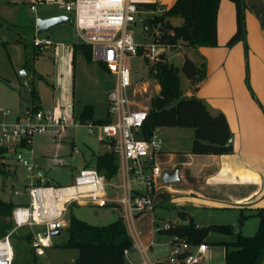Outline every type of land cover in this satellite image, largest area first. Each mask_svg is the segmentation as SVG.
<instances>
[{
    "label": "crops",
    "instance_id": "crops-1",
    "mask_svg": "<svg viewBox=\"0 0 264 264\" xmlns=\"http://www.w3.org/2000/svg\"><path fill=\"white\" fill-rule=\"evenodd\" d=\"M174 2L175 0H171V3L166 5L167 9ZM243 3L245 8L244 39L231 47L227 46L228 40L236 31V12L232 2L220 0L216 18L217 46L193 48L184 45L191 53H185L180 67H176L180 70L184 58H187L197 68L204 71L202 78L189 80L184 76L186 78L183 80L184 85H182L179 71L180 94L186 98L192 96L198 98L211 115L219 113L224 115L230 131L232 152L225 155L192 154L190 150L194 139L193 129L155 128L154 133L160 142V150L154 152V162L160 167L162 176L155 180L153 198L154 206L158 204L159 207L172 209L175 212L177 223L184 224L191 219L198 227L228 225L236 233L252 236L259 223L258 218L254 216L256 210L264 209V0H243ZM2 5L5 8L22 10L25 7L29 10L26 4L15 3L11 0L5 2L0 0V6ZM30 15L33 18L31 22L24 18L17 22L24 25L28 31H33L34 38L40 36L35 32L37 19L66 16L60 11L58 15L40 16L37 9L35 12L30 11ZM7 20H10L7 19V15L0 13V42L3 44L7 43V39L3 34L2 21ZM172 20L173 18H170L171 24L174 25ZM73 46L65 47V52L70 55L71 63L74 64ZM165 60L173 65L167 59ZM88 66L85 63V68ZM24 69L30 72L29 86L32 84L33 72L25 66L21 68V71ZM93 74L95 77V67ZM17 79L21 83L20 78ZM2 80L6 81L0 76V81ZM132 84L127 91L130 111H149L152 99L160 92L157 81L154 78L152 83H140L138 79H132ZM33 104H37L39 109H42L39 97L36 103H33L31 98L28 107ZM85 106L81 107L79 114ZM90 106L93 109V106ZM69 108H72L71 114L74 117V107L71 105L66 107L65 113L69 112ZM107 117L106 112V116L100 120ZM93 118L97 120L94 117V109ZM136 136L142 138L140 132H137ZM102 142L108 145L105 141ZM110 151L112 150L106 152ZM174 172L177 173V180L165 183L164 176ZM114 178L118 183V172ZM111 199L113 202L110 204L120 208V217L133 241V247L125 256L126 261L130 264L143 261L155 264L165 261L172 252L173 237L157 234L158 229L154 227L157 213L152 218L153 230L149 231L143 227L144 225L139 226L140 221L138 220L143 215L127 218L122 208L116 203L117 198ZM240 214L247 216L241 226L238 224ZM231 240L232 237L211 233L206 239L207 243H204L207 248L199 256L198 263L225 264V248L210 244ZM153 245L164 247L165 255L162 256L160 250L150 257L153 255V253L150 254ZM142 249H147L145 254L142 253ZM36 264H40L37 257Z\"/></svg>",
    "mask_w": 264,
    "mask_h": 264
},
{
    "label": "built area",
    "instance_id": "built-area-1",
    "mask_svg": "<svg viewBox=\"0 0 264 264\" xmlns=\"http://www.w3.org/2000/svg\"><path fill=\"white\" fill-rule=\"evenodd\" d=\"M26 4L35 12L37 6H55L58 11L71 19L77 39L91 48L92 61L102 64L105 71L115 79L114 88L107 94V116L109 122H82L73 120L71 113H65L62 119L42 109L32 107L25 110L11 124L0 125V150L4 151L3 161H10L15 167L24 170L23 193L27 202L17 204L11 212L12 230L0 239V264H13V234L25 229L31 235L30 248L37 258L45 256V250L52 247L51 234L66 229L69 208L92 205L105 207L112 201L106 191L107 186L120 192L116 203L122 208L124 216L153 213L155 180L162 176L160 167L154 162V152L160 150V142L154 130L148 140L137 138L148 111H130L127 91L132 79L124 58L145 53L151 63L161 59L166 49L173 47L153 43L150 46L136 43L132 27L141 11L132 0H11ZM149 22L154 30L157 26L151 21L156 14L151 11ZM142 26V25H141ZM143 29V27H142ZM144 36V29H143ZM146 39V38H145ZM154 41V39H153ZM36 48L50 47L48 39L34 38ZM5 115H8L6 113ZM84 127L88 134H99L113 151L118 166L119 182L107 184L104 176L93 165L85 164L70 186L54 187L45 183V174L26 153L32 147L34 134H45L54 130V135L63 136L67 128ZM19 196L18 191L13 192ZM166 227V226H165ZM173 249L164 264L198 263L207 246L202 243L191 246L184 240L173 237ZM147 249H142L146 253ZM128 250L124 252L126 256ZM132 264H151L145 261ZM153 264V263H152Z\"/></svg>",
    "mask_w": 264,
    "mask_h": 264
},
{
    "label": "rangeland",
    "instance_id": "rangeland-1",
    "mask_svg": "<svg viewBox=\"0 0 264 264\" xmlns=\"http://www.w3.org/2000/svg\"><path fill=\"white\" fill-rule=\"evenodd\" d=\"M6 0H2L5 2ZM135 3L156 2V14L153 18L162 16L167 10L171 0H132ZM4 8L3 10L1 8ZM0 6V13L7 15V21H2L4 37L7 43L0 42V76L6 81H0V125L11 124L17 116L25 110L31 103V89H34L39 97L42 110L53 115L55 119H62L68 105L74 107L73 120L79 114L81 107L92 105L94 117L97 119L106 116L107 94L114 88L115 79L101 68L98 63L92 62L95 67V77H90L85 68L83 57L77 56L74 64L71 63L70 55L66 54L65 47H72L77 41V35L72 24H64L54 28L51 33L37 36L39 39H48L53 45L50 47L36 48L32 45L34 41L33 31H28L17 21L24 18L26 21L33 20L30 11L25 7L17 10L11 7ZM169 9V8H168ZM2 10V11H1ZM38 15L53 16L59 11L55 6L40 5L37 7ZM151 11L140 12L137 22L131 29L136 43L150 46L154 43L153 36L144 38L143 29L139 23L141 19H150ZM18 19L15 21V19ZM153 19V24L155 25ZM172 23L179 25L180 18H173ZM15 24V25H14ZM185 53H191L184 45L176 48L166 49L164 61L167 59L175 67H180L181 60ZM124 64L128 68L131 78L138 79L140 83H152L154 77L150 73L151 62L145 53H140L135 57L124 58ZM28 66L33 72L32 84L24 87L19 82V74L23 66ZM40 76V78H39ZM183 80H186L180 71ZM9 80V81H8ZM133 84H131L132 86ZM8 113V115H5ZM111 150L109 145L100 141L97 132L88 134L84 127L67 128L65 134L54 135V130L45 134H34L32 147L25 152L27 157L34 160L37 166L45 174V183L54 187L70 186L74 183V178L92 156H99ZM3 169L5 174L0 176V198L5 202L13 204H24L27 202V195L23 193L24 170L16 168L10 161H4ZM108 184H117V179L106 180ZM19 192V196H14V191ZM106 191L109 198H118L119 191L107 186ZM157 213V216H153ZM84 221L93 226H105L116 221L121 216L118 206L108 204L105 207L92 205L78 206L73 204L68 211L69 217ZM155 217L157 229L163 228L165 224L177 223V215L172 209H164L155 205L153 213L145 214L138 220L139 226L149 231L153 230L152 218ZM157 218V219H156ZM158 221V222H157ZM137 222V223H138ZM157 225V226H156ZM200 225V224H199ZM203 227V226H200ZM29 232L25 229L18 230L13 234L14 262L15 264H29L32 254L30 244L25 237ZM68 233L66 229L60 231V236L52 238V247L45 250V256H40V264H75L79 252L75 249H65L59 247L66 241ZM161 250V255H165V248L152 246L150 257Z\"/></svg>",
    "mask_w": 264,
    "mask_h": 264
},
{
    "label": "trees",
    "instance_id": "trees-1",
    "mask_svg": "<svg viewBox=\"0 0 264 264\" xmlns=\"http://www.w3.org/2000/svg\"><path fill=\"white\" fill-rule=\"evenodd\" d=\"M233 3L236 12V31L227 42L231 47L244 39V3L243 0H229ZM220 0H175L162 16L154 19L157 32L154 43L162 46L176 48L178 45H186L193 48L216 47L217 30L216 18ZM141 11H155L156 3H136ZM170 18H180V25H172ZM153 24V20L151 21ZM154 25V24H153ZM77 56L89 64L92 61L91 48L86 44L73 46L72 59L75 62ZM161 59L151 64L150 73L160 86L159 94L152 99L151 109L148 111L140 134L148 140L155 128L178 127L194 130V139L190 153L196 155H225L232 152L226 143L230 138L228 123L223 114L211 115L206 106L196 97H182L179 89V71L189 80L202 78L204 71L197 68L193 62L184 58L183 64L178 70L171 64ZM93 62V61H92ZM105 70L102 64H99ZM25 68H28L26 65ZM31 98L36 103L38 96L31 89ZM32 108L38 110L37 104ZM82 122L107 123L109 117L104 120H94L93 109L85 106L78 116ZM4 151L0 150V176L5 174L3 169ZM88 166L93 165L96 171L111 180L117 175L118 166L113 151L105 152L99 156H93ZM15 206L11 202L0 199V239L12 230L11 212ZM182 216V214H179ZM259 223L256 232L252 236H244L228 225H209L198 227L191 220L187 223L168 224L159 228L160 236L176 237L184 240L191 246L207 243L206 239L211 233L232 237L231 241L211 243L225 248V264H264V209L256 210L254 215ZM247 216L240 214L238 224L241 226ZM68 237L59 247L75 249L79 256L75 264H130L126 261L124 252L133 247V241L128 234L121 217L105 226H93L80 221L73 216L69 217L66 228ZM30 244L31 235L25 237ZM13 243V237H12ZM14 248V246H13ZM32 254L29 264H36V256ZM13 264H15L13 260ZM155 264H164L157 262Z\"/></svg>",
    "mask_w": 264,
    "mask_h": 264
},
{
    "label": "water",
    "instance_id": "water-1",
    "mask_svg": "<svg viewBox=\"0 0 264 264\" xmlns=\"http://www.w3.org/2000/svg\"><path fill=\"white\" fill-rule=\"evenodd\" d=\"M64 24H72L71 19L67 16H62V15L52 17V18H47V19H37L35 22V32H36V35L47 34L52 29L59 27L61 25H64ZM141 25L144 29V38H148V37L153 35L154 30H153L152 25L149 22L141 21ZM0 37H1V34H0ZM76 44L77 45H83L84 43L78 39ZM86 72L90 77H94V74H93L94 73V67L92 65H89L86 68ZM29 76H30V72L27 69L22 70L19 74L21 84L24 87H28ZM71 112H72V108H69V113H71ZM231 144H232V141L229 138L227 143H226V146L231 147ZM176 180H177V173L176 172H174L172 174H166L164 176V182L165 183H172ZM58 236H60L59 231L53 232L51 234V237H53V238L58 237ZM194 264H202V263H194Z\"/></svg>",
    "mask_w": 264,
    "mask_h": 264
}]
</instances>
